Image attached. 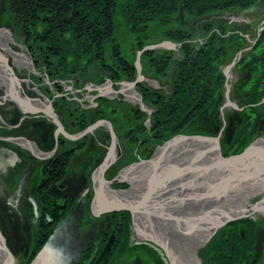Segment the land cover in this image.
<instances>
[{
    "label": "rangeland",
    "instance_id": "1",
    "mask_svg": "<svg viewBox=\"0 0 264 264\" xmlns=\"http://www.w3.org/2000/svg\"><path fill=\"white\" fill-rule=\"evenodd\" d=\"M11 1L0 0V25L6 20L5 25L13 29V33L9 31L12 39H7V43L11 50L27 57L30 64H23V61L14 63L13 55L6 54L8 66L19 74L15 76L20 81L19 90L22 89L20 91L24 95L37 97L41 102L47 100V94L52 95L49 100L55 101V109L70 113V116L64 112L61 116L57 113L65 122L70 138L82 139L89 133L88 139H92L93 145L86 150L88 154L97 148H108L99 163L87 162V169H82L84 173H81L76 158L74 162L69 160L72 163L68 164L76 177L85 175L86 186L82 189H86L87 193L86 202L81 205L82 213H89L88 209L93 208L97 197L107 200V193L111 191L117 192L121 201L98 206L99 219L88 214L92 224L88 225V232L81 236L83 242L78 241L75 246L86 243L84 238L88 233L104 228L103 233H97L99 238L102 237L99 246L102 248H99V253L92 254L95 240L91 239L90 248L85 250L84 246L82 259L90 260V264H172L164 251L168 249L167 242H163L164 232L168 234L167 240L170 237L173 246H176V260L196 257V264H220V260L221 263L224 260L217 253L233 249L237 232L240 237L252 230L253 234L254 231L261 234L259 237L262 240L255 244L259 249L243 245L236 261L246 264L258 255L260 263L264 264V212L256 214L251 210V205L264 197L263 192L248 196L245 195L246 190L226 186L227 191L223 195L214 196V200L222 199L228 204L236 203L238 198L245 202L248 210L229 222L218 224L217 229L202 243L196 244L195 232L177 225L162 211L148 213L151 218L145 225L155 235L150 239H141L137 236L132 209L126 211L125 207L129 204L126 197L132 200L128 197L131 194L135 198L143 195L144 183L140 181L132 187L124 172L139 163L149 162L159 148L180 138L201 139V135H209L219 142L223 157L241 154L254 142L264 140V0H249L248 4L243 0H66V10L62 11L57 6L52 7L54 10L36 7L32 15L25 17L21 12H13ZM37 1L33 0L34 5ZM1 38L6 40V36ZM3 47H0V52L5 55ZM56 61L62 64L58 65ZM49 62L53 63V69H60L58 72L54 70L52 76L46 72ZM165 71L173 73L167 75L163 73ZM62 73L67 77L65 81L58 78V74ZM40 79L46 84L39 85ZM136 80L140 82L136 83ZM174 83H179L181 87L175 90L172 87ZM212 83L217 87L223 85L221 92L215 93L217 87ZM2 86L0 83V89ZM235 86H240L239 92L234 91ZM1 96L0 93V100ZM138 96L142 102H137V99L133 103L129 101ZM190 97L194 99L191 102L188 101ZM4 102L9 106L13 104L12 99ZM162 102L169 106L162 109ZM157 105L160 106L156 108ZM170 108L172 114H161ZM37 109L34 105L33 110ZM208 113L210 119L211 115L217 118L216 125L206 116ZM198 114H201L200 117L196 116ZM51 115L59 125V120ZM93 130L97 138H104L106 144L90 136ZM111 153H115L113 160ZM0 158L6 161L4 151H1ZM11 158L15 159V156L11 155L8 160ZM196 160L199 161L198 158L193 161ZM5 171L2 174L0 169V205L11 204L7 213L15 216L16 211L17 217H20L21 212L13 201L17 197L21 209L27 208L26 212L31 209V196L28 195L27 200L26 192L30 190L35 176L19 173L17 169ZM188 175L182 176L181 181ZM245 177L241 181L244 187L255 183L254 179ZM178 178L175 179L176 185ZM169 179L164 182L173 189V178ZM152 187L154 191H162L163 183L156 182ZM197 188L202 189V186ZM195 190L193 188L192 192L196 193ZM31 192L37 197V191ZM7 195L11 196V203L3 200ZM35 199L39 209L38 198ZM214 200L204 206L213 205ZM22 204L27 205L22 207ZM196 204L200 206L198 202ZM2 216L0 212V218ZM80 217L74 220L78 222L83 218ZM104 219L107 221L103 222ZM41 222L38 219L37 223ZM80 226L61 230L60 235L67 240ZM14 230L23 234L31 244L37 241L32 237L35 233H30V227L29 232L21 225ZM46 232L54 236L60 231L51 226ZM110 232L115 233L112 239L108 237ZM45 235L48 237L47 233ZM46 239L38 243L37 249ZM6 243L11 251L18 246L9 240ZM246 249L249 253L244 257ZM18 254L13 253L14 262L10 264H19L16 261ZM32 256H24L25 263Z\"/></svg>",
    "mask_w": 264,
    "mask_h": 264
},
{
    "label": "bare ground",
    "instance_id": "2",
    "mask_svg": "<svg viewBox=\"0 0 264 264\" xmlns=\"http://www.w3.org/2000/svg\"><path fill=\"white\" fill-rule=\"evenodd\" d=\"M243 1L246 4L250 3L249 0ZM3 22L6 24V20H4ZM5 24H2L1 22L0 25V29L3 30L0 31V47L4 46L3 48L6 49L5 55L7 53L13 55L12 62L20 64L23 61V64L26 62L28 63L27 57L24 58L23 54L19 53L18 51L11 50V46L7 43V39H12L10 38L11 33H9V31H12V33L14 31L12 28L8 27ZM4 27H7V29ZM5 36L6 40H4V38H1ZM3 54L4 53L0 52V83L4 85L0 89V93L2 95L0 105L1 101H5L6 99H12L19 107L15 106L13 112L7 116H4V114L0 112V119L4 118L5 121L10 120L13 125H16L21 119V115L18 112L23 111L27 113L28 110V116H31V114H34L33 106H36L41 100L37 97H32L31 94L24 95V93H21L20 90L22 89L19 90L20 81L17 80L16 77H13L14 74H11L13 68L8 66V57L7 55L5 56ZM56 62H58V65H60L61 63H59V61ZM50 66L53 67L52 65ZM56 70L60 71V69L58 68H56ZM167 72L169 71H165L163 73L167 75H172L173 73L172 71L170 73ZM62 75H65V73L58 74V78L61 77L63 78L62 81H65L64 79H67V77H64ZM42 81L43 79H40V81L38 80L39 85L46 84V82ZM135 82L139 83L140 81L136 80ZM174 85L177 86H172L175 90H178L181 87L179 83H174ZM212 85L217 87V85H214L213 83ZM221 87H223V85L217 87V91H215V93L218 94L219 91L221 92ZM239 87L240 86H235L234 91L239 92ZM229 89L231 90V88ZM229 89L226 90L228 94ZM33 94L35 95L36 93ZM106 94H108V92H106ZM136 99L137 102H142L139 96L135 98V100L130 99L129 101L133 103L136 102ZM217 99L218 98L214 100ZM192 100L194 99H192L191 97L188 99L189 102H191ZM162 104L163 105L161 106L157 105L155 107L157 108L160 106L162 108L163 106H169L168 104H165L163 102ZM23 108L26 110H23ZM171 111L172 109L170 108L169 110L164 111L161 114L168 116L169 114H172ZM200 115L201 114H198L196 116L200 117ZM206 116L209 117V120L214 125L217 124L215 122L216 117L211 115L210 119L209 113ZM37 127L38 129H43V126L40 123L37 125ZM7 129L8 126L6 130ZM61 134H63V132H61ZM3 135L4 136H0V150L5 152L7 158L6 161L2 160L3 158H0V169H2V174L6 172L5 170L12 171L19 167V158L17 157L18 154L16 151L18 146L21 147L22 150L29 149L32 154H35V157H38L39 152L36 151L37 144L33 143V141L30 140L33 139L36 142L35 134L30 135L29 138L19 139L17 138L18 135L16 133H12L11 131L9 134ZM57 136L58 135H56V138ZM201 136L203 137L201 139L186 137L171 141L166 144L163 148H159L153 158L149 160V162L139 163L136 166H133L131 169H127L124 171L126 172L125 175H127V178L129 179V182L131 183L132 187L140 181H143L144 183L142 188L143 195H139L137 198H135V195L131 194L128 197H131L132 200H129L126 196H123L126 197V200L129 204H121L127 206L125 207L126 211L127 209H132V213L134 214V225L137 229L138 238L140 237L141 239H150L152 238V235H155L151 230L148 229V227H146L147 225H145V222L150 220L149 218H151L148 213L157 214L158 212L162 211L163 215L168 214L169 217H171V220H174L177 225L182 226L185 230L191 229L193 232H195L194 234L196 235V244L202 243L207 239V237L212 231H215L217 229L218 224L229 222V220L237 218V216L242 215L248 210L247 206L245 205V202L239 201L238 198H236V203L233 202L230 204H228V201L223 202L222 199L214 200V196H221L227 191L226 186H230L231 188L237 189L239 191L246 190L247 193L245 195L248 194V196L252 193H264V140H258L254 142L248 149H246L241 154L223 157L222 153L220 152L221 147L218 144L219 142L214 141V138L209 135ZM114 154L115 153L110 154L111 158ZM8 155H12L13 158L15 156V159L11 158V160H8L10 157H8ZM195 158H198L199 161H193L195 160ZM24 166L25 165L23 164L22 167ZM124 172H121L122 175H124ZM185 174H189V177H187L182 182V176H184ZM208 176L213 177H211L210 179ZM245 176H249L248 178L254 179L255 181L253 182L255 183L251 186L249 185L244 187L241 181L247 178ZM170 177L173 178L171 180L174 182L173 185H171L173 189L167 187V183L164 182L170 180ZM176 178H178V184L180 185L175 184ZM156 182H158V184L163 183L162 191H160V189L154 191L152 185L156 184ZM199 186H202V189L197 188ZM149 187L150 189L148 190ZM193 188L197 189L195 190L196 193L192 192ZM80 190L81 191L78 192V197L76 199L72 198L71 203L67 205L56 204L55 202H53L52 204L49 202V207H51L52 205V207H55V209L53 208V211L49 214H43L41 212L39 213L40 208L37 209V202L35 201V196L33 193L30 192L29 195L31 196L32 201L30 204L31 209H29L26 214L22 211L21 207L19 206V199L16 197V199L13 201V204H16V206L18 207V212H21L22 214H19L20 217H17L16 211H14L15 216H11L9 213H7L9 212V208L12 207L11 204L3 203V206L0 205V212L3 214V219L0 218V264H10L11 262H14L15 256L13 255V253L17 254V252H19V254L16 261L19 262V264H90V260L86 261L82 259V257L85 254L84 246L85 248L86 246H88V241L90 240V238L93 239V236L86 235V237L84 238V242L87 241L86 243H82L83 245L79 246L75 245L78 241L83 242V240L81 241V236L83 235V233L86 232V229L90 227L88 225L92 224V221H90L89 218L92 216L95 219H99L98 216L100 212V206L104 207L111 204L113 205L116 203H120L121 201H119V197H117V192H108L107 196L109 197V200L107 199L103 201L106 198H104L103 196L102 197L104 199L97 197L94 200L93 208H89V213L86 212L87 215H85V212L82 213L83 209L81 208V205H84L86 202L85 195L87 191H85L86 189ZM151 190L154 191V195L153 191ZM3 200L8 203H11L12 201L11 196L9 195L4 196ZM212 200H214L213 205L204 206L205 204L211 203ZM196 202H198L200 206H197ZM26 205L27 204H22V207H26ZM184 206L189 207L187 209L184 208L183 210L182 208ZM114 207L116 206L114 205ZM251 210L256 214L263 213L264 197L259 202L252 204ZM88 214H91V216H89ZM79 215H81V217L83 218L77 222L74 219L75 217H79ZM38 219L42 221L39 224L37 223ZM68 221L70 222L67 223ZM106 221L107 219L103 220V222ZM20 225L23 226L24 230L27 229L26 232H29L28 228L30 227V233H35V236L32 237H34L37 241L31 244L30 240L23 237V234L17 233L14 228H18V226ZM79 225L81 226L75 231V233L72 231L73 233L71 234V238H68L66 240L63 239L60 235L61 230L67 231L69 227L71 229H76ZM51 226H54L57 230L60 231L58 235H54L55 237L51 232H46ZM45 227L46 229H43ZM164 227L166 228V226ZM126 228L128 227L126 226ZM121 231L123 230L121 229ZM45 233H47L48 237L45 235ZM114 234V232H110L108 237L112 239V236H114ZM259 235L261 234H254V236H252V239L250 238L249 240L250 243H252L250 245H253L254 249H259V246L257 245L262 240ZM163 236L165 237L163 238V242H167L166 246H168V249H163L164 251L166 250L165 253L169 260L172 262V264H196V257H190L191 259H186L185 257H182V259L178 258L176 260L175 256H178L175 249L176 246H173L170 237L167 240L166 237H168V234H164L163 232ZM222 237L223 236H220V238ZM159 238V240L161 241V237ZM7 239L11 243L16 242V245H18L16 247V250H9V247L6 243V241H8ZM45 239L46 241L41 243L39 245V248L37 249L36 246L38 245V243L42 242ZM159 247L161 248V246ZM183 247L187 248L185 246ZM100 249L95 247L94 250H92V254L99 253V251H101ZM247 251L248 249H246L245 256H247V254L249 253ZM32 255L34 256V258ZM24 256H32V258L29 262L25 263L23 259ZM260 260L261 258H259L258 255H254L253 260L246 264H261Z\"/></svg>",
    "mask_w": 264,
    "mask_h": 264
},
{
    "label": "flooded vegetation",
    "instance_id": "3",
    "mask_svg": "<svg viewBox=\"0 0 264 264\" xmlns=\"http://www.w3.org/2000/svg\"><path fill=\"white\" fill-rule=\"evenodd\" d=\"M49 63V68H47L46 72L49 75H53L55 73L54 70H57L53 69V67H51L50 70V65L53 66V63ZM16 72L13 68V71L11 72L12 75L14 74L13 77L19 75ZM51 96L52 95L47 94V97H45L47 98V100L45 102H38V104L36 105L38 109L36 111L34 110V114H31V116H28V110L27 113L23 111L18 112L21 115V119L16 125H13L10 120L5 121L4 118L0 119V136H4L3 134H9L10 131L12 133H16L18 135V139L29 138L30 135L35 134L36 142L33 139L30 140L33 141V143L37 144L36 151L39 152V155L38 157H35V154H32L29 149L24 148L25 150H22V148L18 146L16 149L19 158V167H17V170L19 171V173H31L30 175L33 174L35 176V181L33 182L30 190L26 192V199L28 200L29 192L33 193L31 191H37V197L35 196V198H38L39 201V213L41 212L43 214H49L53 211V208L55 209V207H52L53 205L49 207V202L52 204L53 202H55L56 204L67 205L71 203L72 198L76 199L78 197V192L81 191L80 189L86 186L84 184L85 175L76 177V174L73 173V171L70 170L68 166V164L71 165L72 163L69 160H72L74 162L76 158L78 160L77 163L79 164V167H81L82 173V169L86 170L88 167V165H86L87 162L94 164L99 163V160L102 159L105 152L108 150V148H97V150H94L90 152L91 154H88L86 150H88L93 145L92 139H88L89 135L87 134L89 133H86L82 139H72V137L70 138V133L67 132L69 130H66L67 126L65 122L59 117V115H57L58 113L61 116L63 112L65 114H67L68 112L63 111L61 113L60 111H57L55 109V101H53L52 99L49 100V98H53V96ZM12 103V106H9V104H5L4 101H1L0 112L3 113L4 116L11 114L15 106L19 107L13 100ZM23 110L26 109L23 108ZM51 113L56 117L57 120H59V125H57L56 122L53 121ZM67 116H70V113H68ZM81 118L79 120H81ZM92 119L93 118L89 119V121L91 122ZM39 123L43 126V129H38L37 125ZM7 126L8 129L6 130ZM59 126H61L66 132H63V134H61L62 129H60ZM56 135H58L57 138ZM91 135L94 136V139L98 141H103L104 139L97 138V133H95V131L94 133L91 132L90 136ZM71 152L74 153L71 154ZM115 158H117V156H115ZM23 164L25 165L24 167H22ZM36 167H38V169L35 171ZM54 174H56V176ZM26 199L25 201H27ZM26 210L27 208L22 209L25 214ZM103 231L104 228L103 230L99 231V233H103ZM94 233L95 231L87 234L88 236H93L94 238H90L88 242L90 244L95 240L93 248H100L99 246H101L102 237L99 238L97 234L98 231L95 234ZM89 244L88 246H86L87 249L85 248V250H88L90 248Z\"/></svg>",
    "mask_w": 264,
    "mask_h": 264
},
{
    "label": "trees",
    "instance_id": "4",
    "mask_svg": "<svg viewBox=\"0 0 264 264\" xmlns=\"http://www.w3.org/2000/svg\"><path fill=\"white\" fill-rule=\"evenodd\" d=\"M54 6H57L58 9H60L62 11L66 10L65 7H67V1L66 0H59V1H57V0H38L35 5L33 3V0H12L11 1V7L13 8V11L21 12L20 14H22L24 17L32 15L34 13V9L36 7H40V8L48 7V8H51L52 10H54L53 9ZM62 11H59V12L62 13ZM238 233L239 232H237L235 234L236 239L234 241V243L236 244L235 246L238 245V248H235L234 243H233V247H232L233 249H227V250L225 249L223 252L217 253L218 256L220 258L222 257L223 259L222 258L221 259L224 260V261H222V263L220 260V264H227V263L233 264L237 260L236 256L239 257L240 251L242 250L243 245H245L246 247H250V241L249 240H250V238L252 239V236H254L255 231L253 234L252 230H250V232H247V233H245L244 236H240V237L237 236ZM207 249H209V248H207ZM237 250H239V251H237ZM245 253L246 252L243 253L244 257H245ZM215 256H217V255H215ZM227 257L229 258V260ZM229 261H233V262L230 263ZM236 264H240L239 260H238V262L236 261Z\"/></svg>",
    "mask_w": 264,
    "mask_h": 264
}]
</instances>
